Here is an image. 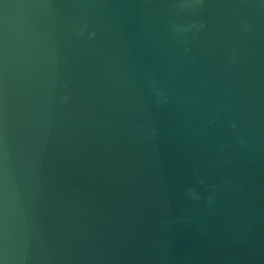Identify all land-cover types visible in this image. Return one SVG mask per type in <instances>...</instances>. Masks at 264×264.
Masks as SVG:
<instances>
[{"label": "water", "instance_id": "1", "mask_svg": "<svg viewBox=\"0 0 264 264\" xmlns=\"http://www.w3.org/2000/svg\"><path fill=\"white\" fill-rule=\"evenodd\" d=\"M0 264H264V0H0Z\"/></svg>", "mask_w": 264, "mask_h": 264}, {"label": "clouds", "instance_id": "2", "mask_svg": "<svg viewBox=\"0 0 264 264\" xmlns=\"http://www.w3.org/2000/svg\"><path fill=\"white\" fill-rule=\"evenodd\" d=\"M201 27L203 28L204 27V25L202 24L201 25ZM81 35H83V29L81 30ZM92 37H95V32H92L91 34H90ZM157 95H159V92L157 93ZM64 99H67V97H65ZM167 103V102H166ZM236 125H235V123L233 124V127H235ZM200 183L201 184H203V183H205V181L204 180H200ZM214 187V186H213ZM201 197L200 196H198V197H196V200H199ZM209 199L211 200L212 199V197H209Z\"/></svg>", "mask_w": 264, "mask_h": 264}]
</instances>
